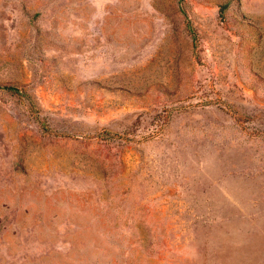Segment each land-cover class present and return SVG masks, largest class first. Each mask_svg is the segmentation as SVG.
Here are the masks:
<instances>
[{
	"label": "rangeland",
	"instance_id": "374dc122",
	"mask_svg": "<svg viewBox=\"0 0 264 264\" xmlns=\"http://www.w3.org/2000/svg\"><path fill=\"white\" fill-rule=\"evenodd\" d=\"M0 85V264H264V0H0Z\"/></svg>",
	"mask_w": 264,
	"mask_h": 264
},
{
	"label": "trees",
	"instance_id": "16d2710c",
	"mask_svg": "<svg viewBox=\"0 0 264 264\" xmlns=\"http://www.w3.org/2000/svg\"><path fill=\"white\" fill-rule=\"evenodd\" d=\"M0 89H5V90H8L12 93H16L20 96H24L26 93L25 91L18 87V86H14V85H0ZM48 126L46 124H44V129L47 131L48 130ZM104 133L107 135V136H117V135H112L109 131L105 130Z\"/></svg>",
	"mask_w": 264,
	"mask_h": 264
}]
</instances>
